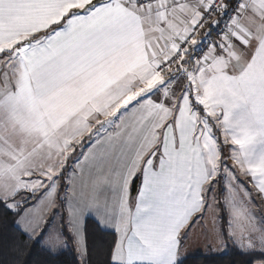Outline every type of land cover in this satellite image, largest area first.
<instances>
[{
	"label": "snow or ice",
	"instance_id": "snow-or-ice-1",
	"mask_svg": "<svg viewBox=\"0 0 264 264\" xmlns=\"http://www.w3.org/2000/svg\"><path fill=\"white\" fill-rule=\"evenodd\" d=\"M257 197L264 0H0V204L29 239L89 264L95 217L106 264H185L211 213L212 251L264 264Z\"/></svg>",
	"mask_w": 264,
	"mask_h": 264
},
{
	"label": "trees",
	"instance_id": "trees-1",
	"mask_svg": "<svg viewBox=\"0 0 264 264\" xmlns=\"http://www.w3.org/2000/svg\"><path fill=\"white\" fill-rule=\"evenodd\" d=\"M72 163L71 160L68 161ZM63 184V181H61ZM25 192H22L23 194ZM63 189L58 192V205L63 208L59 199ZM32 199L27 200L24 207H28ZM221 227H226V218L221 209ZM19 215L6 209L0 204V264H79L77 252L69 240V247L60 254L52 256L44 248L39 237L29 239L15 224ZM84 234L89 251V264H106L107 251L113 239L110 231H102L96 220L87 218L84 225ZM226 252L217 254H195L185 258V264H255L260 262L258 253L242 255L240 250L231 241H228Z\"/></svg>",
	"mask_w": 264,
	"mask_h": 264
},
{
	"label": "crops",
	"instance_id": "crops-1",
	"mask_svg": "<svg viewBox=\"0 0 264 264\" xmlns=\"http://www.w3.org/2000/svg\"><path fill=\"white\" fill-rule=\"evenodd\" d=\"M137 183H138V181H137ZM58 192H59V190H58ZM26 193L28 194L27 197L29 199L30 198L32 199V202L28 207L31 208L33 206H36L38 203V197L40 196L39 195L40 193L39 192L36 193L35 196H37V198H35V196L31 195L28 191ZM133 194H135V192H133ZM57 197H58V193H57ZM254 202H257V199ZM56 203L58 205V198H57ZM44 208H45L44 205H39V211L40 212H43ZM53 212H54V210L47 211L46 214L44 215V220L46 221L48 215L53 213ZM207 216H205L201 220V222L196 226L195 229H193V231L190 233L189 237L182 244V253L184 254L185 257L190 256V255H195V254H203L202 252H204V251H199V250L202 249L204 245L207 246V248L205 250L210 252L208 254H217V253L212 252V248L217 246V242L214 240L213 235H212L213 226H211V229H210L211 232L208 231L209 214ZM90 218L95 219V217H90ZM84 225H85V222H84ZM257 226L260 227L261 222L257 223ZM219 227H221V226H219ZM42 243H43V241H42ZM196 250H198L197 252H200V253H195Z\"/></svg>",
	"mask_w": 264,
	"mask_h": 264
},
{
	"label": "rangeland",
	"instance_id": "rangeland-1",
	"mask_svg": "<svg viewBox=\"0 0 264 264\" xmlns=\"http://www.w3.org/2000/svg\"><path fill=\"white\" fill-rule=\"evenodd\" d=\"M27 191H25V193H23V194H21L20 196H18L17 197V199H21V200H23V201H27L29 198L27 197L28 196V194L26 193ZM40 196L38 197V200H39V198L41 197V193L39 194ZM35 198H37V196H35ZM37 201V200H36ZM35 201V202H36ZM253 208H254V211H253V216L255 217V221H256V224L257 223H259V222H261V226H264V224H262V221H264V202H261L260 200H259V197H257V202H254L253 201ZM23 215V214H22ZM22 215H20V216H22ZM54 215V212L53 213H51V214H49L48 215V217H47V219H46V221H51V218H52V216ZM20 216H19V218L17 219V220H19L20 219ZM208 217V216H207ZM207 219V218H206ZM211 220H212V215H211V213H209V219H208V231H210V229H211V226H213L212 225V223H211ZM207 221V220H206ZM53 227H55V224H53L52 225ZM218 226H221V211H220V217H218ZM43 227H48V224H45V225H43ZM211 232V231H210ZM39 236V232L37 233V237ZM200 248V247H199ZM207 248V246H203V248L202 249H200L199 251H204V252H202L203 254H208V253H210L209 251H207V250H205ZM227 250V249H226ZM226 250H223V251H219V252H216V251H212V252H214V253H224V252H226ZM198 250H196V252L195 253H200V252H197ZM211 252V253H212ZM255 264H260V262H257V263H255Z\"/></svg>",
	"mask_w": 264,
	"mask_h": 264
}]
</instances>
